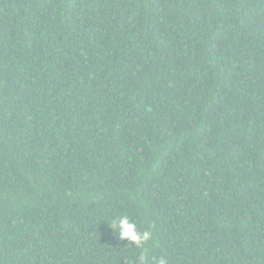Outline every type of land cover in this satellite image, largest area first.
I'll return each instance as SVG.
<instances>
[{
  "label": "trees",
  "instance_id": "obj_1",
  "mask_svg": "<svg viewBox=\"0 0 264 264\" xmlns=\"http://www.w3.org/2000/svg\"><path fill=\"white\" fill-rule=\"evenodd\" d=\"M264 264V0H0V264Z\"/></svg>",
  "mask_w": 264,
  "mask_h": 264
},
{
  "label": "clouds",
  "instance_id": "obj_2",
  "mask_svg": "<svg viewBox=\"0 0 264 264\" xmlns=\"http://www.w3.org/2000/svg\"><path fill=\"white\" fill-rule=\"evenodd\" d=\"M110 228L118 234L120 241H127L137 250L132 264H165L163 259L153 261L149 258V242L154 240V229L149 228L139 231L135 223L130 222L128 215H124L118 221H112Z\"/></svg>",
  "mask_w": 264,
  "mask_h": 264
}]
</instances>
